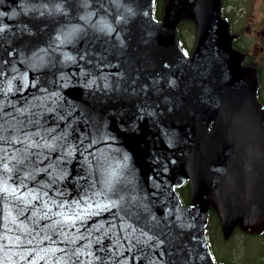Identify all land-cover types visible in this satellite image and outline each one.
I'll return each instance as SVG.
<instances>
[{"label":"water","instance_id":"95a60500","mask_svg":"<svg viewBox=\"0 0 264 264\" xmlns=\"http://www.w3.org/2000/svg\"><path fill=\"white\" fill-rule=\"evenodd\" d=\"M163 2L0 0V264H216L209 206L264 232L254 67L220 0Z\"/></svg>","mask_w":264,"mask_h":264},{"label":"trees","instance_id":"16d2710c","mask_svg":"<svg viewBox=\"0 0 264 264\" xmlns=\"http://www.w3.org/2000/svg\"><path fill=\"white\" fill-rule=\"evenodd\" d=\"M162 13V0H154V16L160 18ZM196 26L193 20L183 19L176 26V37L184 52L190 55L195 42ZM262 84V80L260 81ZM259 84V88H260ZM258 102H264V97L257 92ZM180 201L187 204L190 199V190L187 182L175 188ZM205 239L215 262L223 264H264L258 246L264 248L262 235H250L236 226L228 238H224L219 217L212 207L207 209V220L204 225ZM256 239V241H254ZM233 249L236 251L233 255ZM264 251V250H263Z\"/></svg>","mask_w":264,"mask_h":264},{"label":"flooded vegetation","instance_id":"af4514ba","mask_svg":"<svg viewBox=\"0 0 264 264\" xmlns=\"http://www.w3.org/2000/svg\"><path fill=\"white\" fill-rule=\"evenodd\" d=\"M164 4V2H163ZM253 8L248 19L244 18L245 9L235 1L222 0L221 14L228 21L233 46L243 53V62L252 63L258 79V93L262 96L261 80L264 79V0L252 3ZM230 11L235 12L238 22H233ZM246 21L245 25L244 22ZM238 34V35H237ZM238 41V43H237Z\"/></svg>","mask_w":264,"mask_h":264},{"label":"rangeland","instance_id":"374dc122","mask_svg":"<svg viewBox=\"0 0 264 264\" xmlns=\"http://www.w3.org/2000/svg\"><path fill=\"white\" fill-rule=\"evenodd\" d=\"M229 1H235L236 4L240 5V7H243L245 9V13H244V18L243 19H248L250 17L251 9L253 8L252 3H258L259 2V0H229ZM230 14H231V17H232V21L233 22L240 21V20L237 19V16H236V13L235 12L230 11ZM242 22H244V25H245L246 21L244 20ZM237 43H238V41H237ZM260 65H264V63L263 64H260ZM262 96H264V79H262ZM262 237H263L262 238V241H264V236H262ZM254 241H256V239H254ZM258 249L260 251H263L264 250V248L262 246H258ZM235 252L236 251H234V249H233V255L236 254ZM260 259H261V261L263 263V261H264V252L260 256Z\"/></svg>","mask_w":264,"mask_h":264}]
</instances>
